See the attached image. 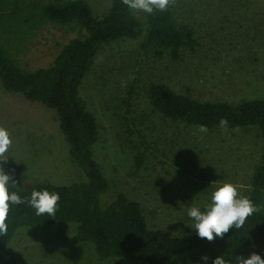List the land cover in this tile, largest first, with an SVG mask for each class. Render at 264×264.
Wrapping results in <instances>:
<instances>
[{
	"label": "rangeland",
	"instance_id": "374dc122",
	"mask_svg": "<svg viewBox=\"0 0 264 264\" xmlns=\"http://www.w3.org/2000/svg\"><path fill=\"white\" fill-rule=\"evenodd\" d=\"M88 1L97 15L106 12L111 3ZM170 7L179 20L194 28L195 51L186 52L179 62H155L139 54L138 40L116 41L100 50L80 94L97 117L100 136L94 154L111 184L101 205H108L119 191L125 192L142 204L150 228L185 235L197 232L188 216L189 207L204 210L211 202L214 182L229 181L241 195L248 196L254 169L264 153V140L255 127H217L201 133L195 125L164 118L152 109L147 86L152 81L165 82L200 100L264 98V0H175ZM36 9V5L23 8L21 16L11 20V28L16 31L14 25ZM75 35L47 22L34 30L24 48L16 47L22 49L17 58L28 69L48 66ZM132 82L137 93L132 115L147 140L158 148L137 174L133 165L137 136L129 135L122 121ZM0 126L13 141L7 161L0 162L12 177L9 183L86 180L71 158L55 110L22 94L9 93L1 80ZM76 228V223L53 224L47 230L22 226L0 250V264H149L127 258L102 259L91 243L71 240Z\"/></svg>",
	"mask_w": 264,
	"mask_h": 264
},
{
	"label": "trees",
	"instance_id": "16d2710c",
	"mask_svg": "<svg viewBox=\"0 0 264 264\" xmlns=\"http://www.w3.org/2000/svg\"><path fill=\"white\" fill-rule=\"evenodd\" d=\"M32 5L37 6L36 13L14 25L16 31L13 30L11 20ZM47 22L57 23L76 35L61 47L48 66L25 68L17 58L22 49L16 47L24 48L34 30ZM123 39L138 40L139 54L155 62H179L198 45L194 28L179 20L171 7L138 16L122 0H111L108 10L97 15L88 0H0L1 83L9 93L22 94L55 110L71 158L86 175V180L70 184L10 185V191L22 198H30L33 189H47L58 193L60 200L55 217L37 216L27 203L11 205L6 221L8 232L0 236V250L8 246L22 226L47 230L53 224L76 223L71 240L91 243L102 259L127 258L149 264H213L215 258L223 256L230 264H236L237 256L248 258L253 252L264 258V153L254 169L247 196L262 210L248 217L240 229L233 227L223 238L217 237L211 242L200 238L197 232L172 235L161 228H150L142 204L125 192L119 191L108 205H101L102 196L111 184L95 158L99 123L80 94V86L100 50ZM135 87V82L129 84L122 121L128 134L137 136L133 144L137 174L158 148L147 140L132 115L137 99ZM146 95L152 109L164 118L195 126L204 124L207 129L220 127V119L226 118L228 128L255 127L264 140L263 97L238 102L200 100L161 81L150 82ZM205 256L207 262L202 259Z\"/></svg>",
	"mask_w": 264,
	"mask_h": 264
},
{
	"label": "clouds",
	"instance_id": "9594fccd",
	"mask_svg": "<svg viewBox=\"0 0 264 264\" xmlns=\"http://www.w3.org/2000/svg\"><path fill=\"white\" fill-rule=\"evenodd\" d=\"M122 3L134 12L153 14L156 11H167L175 3V0H122ZM219 125L226 130L228 120L221 118ZM207 130V125L197 126V131L201 133H206ZM12 143L9 131L0 126V162L7 161L6 153ZM11 179L12 177L5 173L2 164H0V236L7 235L8 224L6 221L11 205L27 203L35 210L37 216L47 214L50 217H55L60 200L58 193L50 192L47 189L42 191L33 189L30 198H22L17 192L10 191V185H16L9 183ZM212 185L215 186L211 192V202L205 206L204 210L196 206H191L188 209V216L194 221L192 227L200 238H206L210 242L217 237L223 238L233 227L240 229L248 217L262 210L248 197L241 195L237 186L229 181L214 182ZM202 259L207 262L208 257L205 256ZM213 264H230V262L226 261L223 256H218ZM236 264H264V258L253 252L248 258L237 256Z\"/></svg>",
	"mask_w": 264,
	"mask_h": 264
}]
</instances>
